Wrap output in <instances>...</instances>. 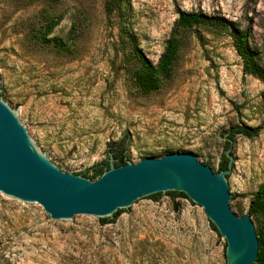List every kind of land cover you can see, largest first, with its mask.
Segmentation results:
<instances>
[{
    "label": "rangeland",
    "instance_id": "obj_1",
    "mask_svg": "<svg viewBox=\"0 0 264 264\" xmlns=\"http://www.w3.org/2000/svg\"><path fill=\"white\" fill-rule=\"evenodd\" d=\"M111 1L0 0V97L47 160L76 175L124 136L131 163L190 153L216 172L228 132L258 130L230 144L234 213L248 214L264 185L263 82L242 73L230 37L197 29L201 40L185 37L162 87L142 95L119 34L156 65L179 12L222 16L249 30L264 70V0H124L108 14ZM224 244L203 209L183 198L144 201L113 224L63 226L40 205L0 195V264H226Z\"/></svg>",
    "mask_w": 264,
    "mask_h": 264
},
{
    "label": "water",
    "instance_id": "obj_2",
    "mask_svg": "<svg viewBox=\"0 0 264 264\" xmlns=\"http://www.w3.org/2000/svg\"><path fill=\"white\" fill-rule=\"evenodd\" d=\"M230 149L225 151L228 167L221 172L190 153H171L120 167L110 159L109 169L90 180L48 161L0 97V195L28 207L40 205L50 219L65 226L83 218H112L118 210L133 213L154 194L184 193L224 239L226 264H254L259 228L249 214L234 213L236 201L227 181L233 167Z\"/></svg>",
    "mask_w": 264,
    "mask_h": 264
},
{
    "label": "trees",
    "instance_id": "obj_3",
    "mask_svg": "<svg viewBox=\"0 0 264 264\" xmlns=\"http://www.w3.org/2000/svg\"><path fill=\"white\" fill-rule=\"evenodd\" d=\"M111 2L112 3H108L106 6V12L108 14L112 13L113 7H120L124 0H112ZM55 23V21H51V25L47 29L48 33L53 29ZM197 29H203L210 34L217 36H228L231 38L234 50L242 62V73L247 76L256 77L263 82V91L261 96L264 102V70L259 67L253 52L247 44L249 30L246 29L244 31H240L222 16H208L201 12H179V16L175 22V27L170 35V38L166 42L164 51L156 65H153L144 55L141 54L133 37L124 33V31L119 34L122 63L126 71L130 74L138 91L142 95H148L162 87L163 82L171 75L172 67L179 56L180 47L185 37H187V35L194 34L198 40H201L202 37ZM257 133L258 130H253L246 126L236 127L232 131L228 132V136L225 138V149L230 148V142L228 139L233 141L236 135L252 138L255 137ZM128 145V136L122 137L116 144L109 145L107 158L105 160L94 164L91 168L78 175L90 180H95L97 177L101 176L104 171L109 169L110 159H112L114 167L126 165L129 163L127 155ZM228 162L229 160L224 152L216 172L226 170ZM203 164L209 166L208 163ZM165 195L169 196L172 200L176 198L188 200L184 193L168 192ZM161 196L162 194L158 193L147 197V199L157 201ZM188 201L191 202L190 200ZM129 210H118L114 213L112 218L99 219V223L101 225L113 224L121 214L126 213ZM248 214L251 217H255L258 221L264 222V185L261 186L253 195L248 209ZM209 225L211 229L219 237H221L213 224L209 222ZM258 241V255L254 264H264V225L259 226ZM225 247L226 244H224V251Z\"/></svg>",
    "mask_w": 264,
    "mask_h": 264
}]
</instances>
